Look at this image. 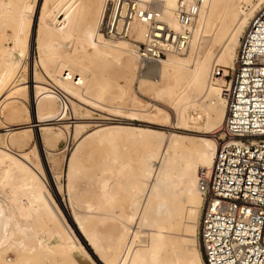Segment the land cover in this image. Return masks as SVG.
<instances>
[{
    "label": "bare ground",
    "instance_id": "obj_1",
    "mask_svg": "<svg viewBox=\"0 0 264 264\" xmlns=\"http://www.w3.org/2000/svg\"><path fill=\"white\" fill-rule=\"evenodd\" d=\"M66 1L69 5L66 8L65 6L62 8V15H64L65 22H67L66 27L60 26L59 21H56L57 24L53 23L54 27L49 28L46 17H44L43 14L40 16V23L42 26L44 25L45 36L47 38L52 37L53 39L61 40L65 35L71 32V26L75 24L81 29V36L84 40L96 47L98 55L109 54L112 56L120 55L122 58L123 56L128 57L125 60V68L127 67L126 69H128L133 57L138 56V53L134 52L137 45L119 42L120 40H107L99 32L101 11L105 0H98L100 6H96L93 15L88 21H86L81 10L77 11L76 8L72 9L74 6L72 0H63L62 2ZM238 1L239 0L201 1L199 16L192 27V38L190 42L192 49L189 57L176 58L171 62L165 61L164 59L178 56V54H169L167 58L161 60L144 61L145 67H143L145 73L142 82L149 84L155 97H167L169 102L176 107L181 124L186 123L188 117L194 120L203 118L205 119V125L214 127L215 129L219 128L224 122L226 106L221 91L225 76L228 75L230 68L235 66L236 52L232 49V45L238 44L239 38L244 32L250 18L261 4L264 3V0H258L256 4H252V0H244L252 6L250 12H246L238 5ZM31 3L33 4V8H28L29 10L27 9V5H25L26 0L15 7L16 13L21 15L18 22L20 37L25 34L26 25L28 30L33 22H36L38 17V0H31ZM179 3V0H143L142 2L143 5L162 9L164 19L174 29H180L181 27L176 15V7ZM0 8V18H2L5 14H9L8 12H10L14 6H12L9 0H4L0 3ZM214 28H217L216 39L218 42L225 41L224 43H226L217 59H213L211 53L205 52L203 45L200 43L201 40L206 41L209 38V33L212 32ZM146 32V25L140 23L136 24L134 30L136 40L134 41H144ZM16 46L17 45H15L13 51H6V56L10 61L9 66H12L13 63V66L18 69L21 66L20 58L22 57V52L17 49ZM44 62H46V59H44ZM214 62H218V64L222 65L224 70L221 72L220 76L216 77V81H210L209 74L211 68L214 66ZM9 71L10 67L5 72L0 71V110L3 109V102L6 101L11 94L15 93V89H17H7L4 85L9 77ZM143 72L144 71H142V73ZM56 73V80L65 92L82 99L89 98L88 94L92 91V85H90V80L83 70H78L72 65H68L65 61H61L57 66ZM33 77L34 80L31 81L34 84V86L32 85L34 90H31V102L34 105V121L29 125L11 130L8 135L17 132H22V134H18L15 137L8 136L5 146L0 145V168L3 171V176L0 177V264H31L30 257H32V255L30 257L24 255L23 253H25L26 250L23 249L22 246L17 247L16 252L18 254L17 258L14 259L9 256V246L7 245L10 237L14 234L16 239L15 243H19L18 241L23 235H31L35 234V232L37 233V231H41L39 229L41 226L38 225V230H34L30 221L27 219V217H34L41 213L46 214L53 221H61L60 225L64 231V238L60 240L56 251L59 253L61 252V254L63 253L65 257L64 259L59 258L62 264L67 259L70 260L71 264H94L93 260H91L92 258L88 256V253L86 254V252L82 250H74V248L76 249L82 244L75 238V231H73L72 227L64 223V218L66 219L67 214L71 215L76 221L78 225L76 229L78 228L79 230L86 231L85 234H87V236L97 234L99 239L102 237L103 239L113 240L114 243L117 244L116 251L128 234L134 232L131 222L133 219H137V216H142L146 225L160 228L159 231L157 230L156 233L152 235L147 244L138 247L135 246L134 248L127 245L124 251L121 252L122 254L120 253V257L114 253L112 257L108 258V264H202V255L196 246L197 228L199 224L198 211L203 202L202 194L198 188V173L200 171L198 166L199 163H201L202 167L210 168L214 162L217 149V141L214 137V133L212 132L209 135L201 132L199 133L201 134V138L198 140V154L194 156L193 161L182 166L181 157L176 155L178 152L182 153L185 148L183 142L184 138L182 136L172 133L165 136L164 133L157 131H141V134L146 135L149 133L150 136L145 144V152L139 155L136 162L140 181L135 190L136 196L133 203L135 214L134 216L132 214L130 215V220L129 218H127L126 221L123 219L124 226H121L120 223L122 219L111 213L112 219L114 218V221L117 219V221L110 224L111 220L109 214L105 212V207L109 204V201L105 199L99 203L98 207H94L93 204H90L87 210L80 213L77 212L74 207H76L77 204L78 206H83L84 201L71 197L72 200L70 203L66 201L68 203H66L68 211H65V214L62 207L56 208L53 204V197L40 181V171L32 164L30 158H28L24 152L16 150V148L14 149V145L25 143V138L29 133L28 131L35 126L42 127L41 129L46 130L45 134L47 139L54 135L56 137L59 136L60 133L53 132L52 127L48 124L58 125L63 120L67 119V114L62 110L63 103L69 108L67 96L50 89L46 86L47 84L45 85L36 76ZM158 81H162V83L156 86L155 83ZM104 89L105 87L102 86L93 94L94 97L89 99L98 101L104 95ZM202 91H204V93L201 98L204 96L209 98L207 103L205 102L203 113L198 116L197 113L190 112L192 114L187 117L185 109L189 105L193 106L200 101L197 99V96L201 94ZM219 91L223 103L219 99ZM15 98H18V96H15ZM56 104L58 105L55 106ZM4 109L5 113L12 115L19 110V106L8 104ZM158 111H160V108H158ZM74 123H76L74 125L75 131L78 132L82 126L78 123V120ZM59 127H62L59 128L62 132H64V130L67 131V125ZM119 129L127 128L118 124H110L105 128L90 133L87 135L86 139H90L96 135H110L113 131H118ZM38 138L40 142H42L43 147H45L43 135L39 137L38 134ZM166 139L173 141V150L172 153L168 155L164 154L163 156L161 149ZM84 146V142L79 144L78 150L69 158L70 187L68 190L71 192V195L74 188L73 178L78 175V170L74 165L77 156L76 153ZM25 171L27 173H25ZM14 172L16 175H13ZM17 176L22 177L21 182L16 181ZM183 182L186 183V188L184 194L180 195L177 186L179 183ZM6 184H9V190L2 193L5 187L4 185ZM26 191H28L27 195L30 197V200L24 204H18L17 199ZM8 203L12 204L15 211L10 212L7 210ZM133 204L131 205L133 206ZM185 207H187L191 213L189 215L190 222L186 228L187 235L184 238H179L178 236L166 234L165 231L170 228H181L185 216ZM94 214L100 215V222H98L97 225H93L94 222L92 218ZM88 227L92 229L88 230ZM21 231L23 234H19ZM20 242L23 243V241ZM41 243L50 244V241L43 242L36 238L29 241V245L32 247ZM91 243L93 247L94 245H98V241L94 239L90 244ZM106 250L108 251L109 247L106 248ZM79 251H82L83 254L79 253ZM95 251L97 252V250ZM27 252H31V250H27ZM38 259H42L40 264L42 262L47 264L48 262V256L45 253L41 254Z\"/></svg>",
    "mask_w": 264,
    "mask_h": 264
},
{
    "label": "rangeland",
    "instance_id": "obj_2",
    "mask_svg": "<svg viewBox=\"0 0 264 264\" xmlns=\"http://www.w3.org/2000/svg\"><path fill=\"white\" fill-rule=\"evenodd\" d=\"M3 1L4 0H0V3ZM23 1L24 0H9L14 8L8 12L9 14H5L4 17L0 18V71L5 72L10 67L9 77L4 85L7 89L17 88L14 91L15 93L11 94L9 98L3 102V109L0 110V145L5 146L8 136L15 137L18 134H22V132H17L8 135L11 130L33 123L34 105L31 102V90H34V87H32L34 84L31 80H34L33 76H36L45 85L47 84L46 86L50 89L67 96L69 108L64 103L62 106V110L67 114V119L63 120L64 122L62 121V124H48L52 127L53 132L60 133L59 136L56 137L54 135L47 139L45 134L46 130L41 129L42 127L35 126L28 131L29 133L25 138V143L14 145V149L16 148V150L24 152L28 158H30L32 164L40 171V181L52 195V202L56 208L62 207L63 212L66 214L65 211H68L66 203H70L72 200L71 197H73L74 199L78 198L84 201L83 206H78L77 204L76 207H74L77 212L81 213L87 210L90 204H93L94 207H98L99 203L105 199L109 201V204L105 207V212L109 214L111 220L110 224L117 221V219L114 221V218L112 219L111 217V214H114L122 219L120 223L121 226H124L123 219L126 221L127 218H129L130 220V215L132 214L134 216L135 214L133 203L136 196L135 190L140 181L136 162L139 155L145 152V144L150 136L149 133L146 135L141 134V131H157L164 133L165 136L170 133L182 136L184 138L183 142L185 148L182 153L178 152L176 155L181 157V165L185 166L188 162L193 161L194 156L198 154V140L201 138V134L199 133L201 132L209 135L215 129L214 127L205 125V119L203 118L194 120L188 117L192 114L190 112L197 113L198 116L203 113L205 102L207 103L209 98L205 96L201 98L204 93V91H202L201 94L197 96V99L200 100L198 103L193 106L187 105L188 107L185 109V114L188 117L187 122L181 124L176 107L169 102L167 97H155L149 84L142 82L144 79L145 66L144 61L138 56L133 57L130 67L126 69L125 60L128 57L123 56L122 58L120 55L112 56L109 54L98 55L96 47L84 40L81 36V29L75 24L71 26V32L65 35L61 40L53 39L52 37L47 38L45 36L44 25L42 26L40 23V16L43 14V16L46 17L49 28H53V25L57 24L56 21H59L60 26L66 27L67 22H65L64 15H62V8L63 6L66 8L69 5L67 1L38 0L37 20L33 22V26L31 25L30 27L31 29L29 28L27 30L26 25L25 34L20 37L18 22L21 15L16 13L15 7ZM72 2L74 3L72 9L76 8L77 11L81 10L86 21L90 20L96 6H100L98 0H72ZM257 2L258 0H252V4H256ZM237 3L244 11L250 12L252 6L247 1L239 0ZM25 5H27V9L33 8L31 0H26ZM263 5L264 3L261 4L250 18L244 32L239 38L238 44L232 45V49L236 52V55L240 41L251 19ZM216 35L217 28H214L212 32L209 33V38L206 41H200L205 52L211 53L213 59L218 58L225 46L224 44H226L224 43L225 41L218 42ZM135 38V35H133L131 39H122L119 42L137 45L136 47L134 46V52L137 53L136 48H138L140 42L134 41L136 40ZM15 45H17V49L22 52V57L20 58L21 66L18 69L13 66V63L12 66H9L10 61L6 56V51H13ZM27 47L32 49L30 50ZM191 47L192 46H190L185 53L178 54L177 57L164 60L171 62L176 58H187L191 53ZM44 59H46V62H44ZM61 61H65L68 65H72L78 70H83L84 73L87 74L90 85H92V91L88 94L89 98H93V94L102 86L105 87L104 95L98 101H94L89 98L82 99L65 92L56 80V69ZM215 65L220 64L214 62V66ZM214 66L211 68L209 74L210 81H216V79H211V72ZM220 66L223 67L222 65ZM142 71L144 72L142 73ZM161 83L162 81H158L155 84L159 86ZM15 96H18V98H15ZM218 96L221 100L220 91ZM5 104L18 105L19 110L9 115L4 112V108L7 106ZM57 105L58 104L55 106ZM158 108H160V111H158ZM76 120H78V123L82 126L78 132L75 131L74 127L76 124L74 122H76ZM110 124H118L127 129H119L118 131H113L110 135H96L90 139H86L87 135L90 133L105 128ZM64 125H67V131L64 130V132H62L59 130V128L62 127L59 126ZM38 134L39 137L43 135L45 147H43L42 142H40ZM166 140L161 149L163 156L164 154L168 155L172 153L173 150V141H170V139ZM82 142H84L85 146L76 153L77 156L74 162L78 170V175L73 178L74 188L71 195V192L68 190L70 187L69 158L78 150L79 144ZM198 167L200 169L202 164L199 163ZM25 173L27 172L25 171ZM13 175H16L15 172ZM2 176L3 171L0 168V177ZM21 178L22 177L17 176L16 181L21 182ZM4 186L2 193L9 190V184ZM185 188L186 183H179L177 186L178 193L183 195ZM27 192L28 191L20 195V198L17 199L18 204H24L30 200ZM131 204H133V206ZM7 210L11 212L15 211V208L11 203H8ZM201 211L202 205L198 211L199 224L197 228L196 246L200 250L203 258V249L200 241ZM190 214L189 209L185 207V216L181 228L175 229V227H173L166 230L165 233L171 236L184 238L187 235L186 228L190 222ZM27 219L30 221L34 230H38L39 225L41 226L39 227L41 231H37V233L35 232V234L31 235H23L18 241L19 243H15V234L12 235L7 245L9 246V256L16 259L18 254L16 252L17 247L22 246V248L26 250V252L23 253L24 255L27 257L32 255V257H30L31 264H40L42 259L39 260L38 258L44 253L48 256L47 264H62L59 258L64 259L65 257L63 253L61 254V252L59 253L56 251L60 240L64 238V231L60 225L61 221H53L46 214L42 213L34 217H27ZM92 219L94 222L93 225H97L98 222H100V215L94 214ZM64 220L65 224H69L72 227L73 231H75V238L82 244H80V247L74 248V250H82L86 252V254L88 253V256L92 258L91 260H93L94 264H106V262L108 264V258L112 257L114 253L120 257L122 254L121 252L124 251L127 245L134 248L135 246L138 247L147 244L152 235H154L157 230H160L159 227L146 225L144 218H142V216H137V219H133L131 222L134 232L128 234L116 251L117 244H115L113 240L103 239L102 237L99 239L97 234L87 236V234H85L86 231L79 230L78 228L76 229L78 225L69 214H67ZM91 229L92 228L88 227V230ZM19 234H23V232L21 231ZM33 238L42 240L43 242L50 241V244L41 243L32 247L29 245V241ZM93 239L98 241V245H94L95 248L92 246V243L90 244ZM20 241H23V243ZM108 247L109 250L107 251L106 248ZM27 250H31V252H27ZM95 250H97V252ZM82 251H79V253L83 254ZM41 264L44 263L42 262ZM63 264L71 263L70 260L67 259Z\"/></svg>",
    "mask_w": 264,
    "mask_h": 264
},
{
    "label": "built area",
    "instance_id": "obj_3",
    "mask_svg": "<svg viewBox=\"0 0 264 264\" xmlns=\"http://www.w3.org/2000/svg\"><path fill=\"white\" fill-rule=\"evenodd\" d=\"M179 1L176 15L181 27L174 29L164 19L162 9L143 5V0H105L99 32L111 41L131 39L140 23L147 27L145 40L136 49L141 60L157 61L169 54L185 53L202 0ZM260 28H264V5L251 19L240 41L235 66L224 79L221 93L226 112L223 124L213 131L217 141L214 162L210 168L201 167L198 173L203 198L200 241L203 237L208 243L207 232H212L211 255L216 264H223L226 257L240 259L231 255L237 247L250 264L264 259L259 243L264 229L257 215L258 209L264 213V186L258 183L264 175V32ZM249 49H255L249 56L250 63L242 64L241 52ZM223 70L215 65L211 79ZM225 181L227 186L222 187ZM222 191L236 195L222 196ZM245 208L250 215L244 213ZM202 249L204 253L203 245Z\"/></svg>",
    "mask_w": 264,
    "mask_h": 264
},
{
    "label": "snow or ice",
    "instance_id": "obj_4",
    "mask_svg": "<svg viewBox=\"0 0 264 264\" xmlns=\"http://www.w3.org/2000/svg\"><path fill=\"white\" fill-rule=\"evenodd\" d=\"M256 29H254L255 31ZM260 32H264V28H260L258 29ZM255 52V49H249L248 52H244L242 50L241 52V63L242 64H246V63H250V60H249V56ZM261 59L264 60V55L261 56ZM227 131V130H225ZM225 143H227V141H225ZM221 171H223V169H221ZM207 178V177H205ZM247 180V178H246ZM258 183H260L262 186H264V175H262L261 177V180L258 181ZM227 186V181L224 182L223 186L222 187H226ZM222 196L224 195H236V193H229V192H226V191H222L221 192ZM247 197H245L246 199ZM261 207H264V201L261 202ZM216 211V208H213L212 209V212H215ZM244 213L245 214H251L250 212H248V209L245 208L244 209ZM257 215L259 216V222L261 224V228L264 229V213H261L259 211V209L257 210ZM207 227L210 229L212 227V224H211V221L208 222V225ZM212 238H213V234L211 231H208L207 232V240H208V243H205L204 242V239L202 237L201 239V243L202 245L204 246L205 248V251L203 253V259H202V264H209V261L211 262V264H216V258L215 256L211 255V251H212V244H211V241H212ZM260 249L262 251V255H264V233H261L260 234ZM231 255H235L237 257H241L240 259H232L230 257H226L223 261V264H250V261L247 257H244L243 253L240 251L239 247H237L236 249V252L235 253H232ZM257 264H264V259H261L260 261L257 262Z\"/></svg>",
    "mask_w": 264,
    "mask_h": 264
}]
</instances>
